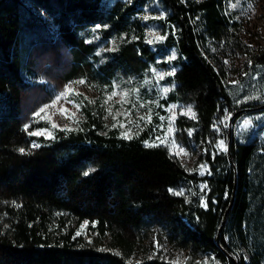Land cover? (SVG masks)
<instances>
[{"label": "trees", "instance_id": "obj_1", "mask_svg": "<svg viewBox=\"0 0 264 264\" xmlns=\"http://www.w3.org/2000/svg\"><path fill=\"white\" fill-rule=\"evenodd\" d=\"M147 1L0 0V264H264V142L230 139L198 175L163 144L146 145L148 130L122 137L82 93L69 95L83 115L75 128L34 117L70 81L103 97L115 81L144 75L156 54L136 17ZM157 1L164 49L177 53L175 86L161 101L193 103L196 119L180 115L177 124L204 142L225 110L262 104L245 99L264 86V48L242 46L225 0ZM227 37L247 55L254 86L227 82L209 47ZM104 42L110 49L100 50ZM42 127L52 135L29 134ZM180 185L188 196L170 191ZM153 235L187 258L133 261Z\"/></svg>", "mask_w": 264, "mask_h": 264}, {"label": "rangeland", "instance_id": "obj_2", "mask_svg": "<svg viewBox=\"0 0 264 264\" xmlns=\"http://www.w3.org/2000/svg\"><path fill=\"white\" fill-rule=\"evenodd\" d=\"M232 4H237V7L232 8ZM40 13L46 17L43 11L40 10ZM223 13L238 23L237 28L231 29L237 35L242 46L252 50L264 48V0H225ZM164 14V8L157 0L147 1L136 14L143 29L144 42L156 53L154 62L149 64L148 69L144 71V75L140 79L135 76L123 77L114 82L113 92L117 95L111 96L112 92L103 97L99 96L96 89L84 83L70 81L51 102L44 104L51 105V107L47 108L40 117L35 118L48 121L51 127L53 124L66 129L77 127L83 115L79 105L70 99L69 95L82 93L98 103L102 110L104 122L108 126L116 124L121 134H128L127 137L136 132L148 130L146 142L161 144L157 137L163 138L167 134L168 147L166 148L168 151L180 160L187 171L196 172L198 175H203L209 171L205 156L213 153V150L227 151L230 139L242 142L256 138L259 142H264V86L262 89L253 88L252 94L245 99L260 101L261 105L252 109L245 108L237 113H230L225 110L214 119L213 132L204 142H197L193 138V127L181 128L178 126L177 118L180 115L195 120L196 111L191 102L170 101L163 104L161 101L175 86L172 75H167V73L174 72L177 68L173 62L175 58H171L173 55L176 57V50L173 47L164 49V41L167 35L166 27L162 23ZM157 36H163L164 39H156ZM111 46L112 42H104L100 45V50L110 49ZM209 47L216 61L224 69L229 84L237 85L251 80L249 84L254 86L258 81L257 75L248 76L250 61L231 39L227 37L219 41H210ZM162 74L163 79L160 78ZM165 88L168 89L167 92L163 91ZM256 90L258 93L255 92ZM61 93L64 95L61 96ZM125 93L127 95H124ZM110 96L111 99H108ZM248 97L254 98L248 99ZM106 100L107 103H105ZM141 104L144 107H140ZM189 106L192 109L191 112L187 111ZM109 109L111 114H109ZM149 110H151L149 121L138 120L140 116H147ZM226 115L227 119H225ZM114 116L116 117L115 120L113 119ZM161 117L164 119L161 120ZM169 120H172V132H168ZM121 124L124 127H120ZM37 130H44L41 134L44 137L52 135L50 128H37L33 132ZM172 140L182 146L188 154L175 155L174 153L178 150L172 147ZM221 141H223L226 150L219 147ZM201 164L206 165V168H201ZM204 187L205 183L200 182V188L203 189ZM171 190L174 193L182 191L185 196H188L190 192L185 185H180ZM78 231H83V237L88 239L91 231L89 223L82 221ZM152 256H158L159 259L170 262H179L185 260L188 255L185 250L174 248L165 240H160L156 235H153L150 241H145L136 249L132 260L139 262Z\"/></svg>", "mask_w": 264, "mask_h": 264}, {"label": "snow or ice", "instance_id": "obj_3", "mask_svg": "<svg viewBox=\"0 0 264 264\" xmlns=\"http://www.w3.org/2000/svg\"><path fill=\"white\" fill-rule=\"evenodd\" d=\"M231 7H232V8H235V7H237V4H232ZM156 39H160V40H162V39H164V37H163V36H157ZM249 47H251V45H249ZM171 58L174 59L175 56L173 55ZM153 71L155 72V69H153ZM173 74H174V72L167 73V75H173ZM160 78L163 79V74L160 76ZM78 83L83 84V83H85V81L81 80V81H78ZM236 83H238V82H236ZM163 91H164V92H167L168 89L165 88V89H163ZM62 95H64V93H61V96H62ZM115 95H117V93H115V92H113V93L111 94V96H115ZM124 95H127V93H125ZM111 96L108 97V99H111ZM253 98H254V97H248V99H253ZM58 99H59V97H58ZM105 103H107V100L105 101ZM49 107H51V105H44L43 107H41L38 111H36V112L34 113V117H40L41 114L44 113L45 110H46L47 108H49ZM140 107H144V105L141 104ZM108 111H109V114H111V110L109 109ZM187 111H188V112H191V111H192V109H191L190 106L187 108ZM181 114H183V113H181ZM117 115H119V113H117ZM113 119L115 120L116 117L114 116ZM150 119H151V110H149L147 116H140V117H138V120H140V121H149ZM163 119H164V118L161 117V120H163ZM225 119H227V115L225 116ZM171 125H172V120H169V128H168V132H172V131H173ZM116 126H117L116 124H113V127H116ZM28 127H29V125H25V130H26V131L28 130ZM52 127H53V128H56V127H58V126L55 125V124H53ZM120 127H124V125L121 124ZM43 131H44V130H37V131H34V132H30L29 134H30V135H33V136H37V135H41V134H43ZM127 135H128L127 133H122V137L127 138ZM157 139L160 140L161 144H164L165 147H168V143H167V134H165V136H164L163 138H161V137H157ZM145 143H146V145H147V142H145ZM171 145H172V147H174V148H176V149L178 150L176 153H174L175 155H179V154H181V153H183L184 155H187V154H188V153L186 152V150H185L182 146L176 144V141H175V140H172V141H171ZM32 146H33V147H39V145H38V144H35V143H33ZM151 146H159V145H157V144L154 143V144H152ZM219 147L222 148V149H224V143H223V141L220 142ZM169 150L171 151V148H170ZM224 150H226V149H224ZM19 152H20L21 154H24V153H25V149H24V148H20V149H19ZM200 167H201V168H206V165L201 164ZM90 171H94V169H91ZM209 174H210V173H209ZM84 175H89V171H86V172L84 173ZM205 187H206V185H205ZM170 191H172V190L170 189ZM175 194H176V195H183V192H182V191H181V192H176ZM202 205H203V201H202ZM205 206H206V205H205ZM82 227H83V226H82ZM79 234H80V233L78 232L77 235H79ZM116 254H118V253H116Z\"/></svg>", "mask_w": 264, "mask_h": 264}, {"label": "water", "instance_id": "obj_4", "mask_svg": "<svg viewBox=\"0 0 264 264\" xmlns=\"http://www.w3.org/2000/svg\"><path fill=\"white\" fill-rule=\"evenodd\" d=\"M225 219V216H224V218H223V220Z\"/></svg>", "mask_w": 264, "mask_h": 264}]
</instances>
